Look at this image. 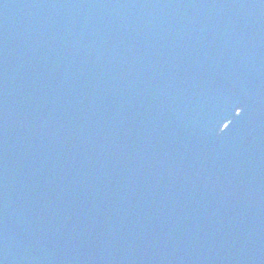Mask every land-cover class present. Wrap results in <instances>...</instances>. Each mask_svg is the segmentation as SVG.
Listing matches in <instances>:
<instances>
[{"label": "water", "instance_id": "1", "mask_svg": "<svg viewBox=\"0 0 264 264\" xmlns=\"http://www.w3.org/2000/svg\"><path fill=\"white\" fill-rule=\"evenodd\" d=\"M0 264H264V0H0Z\"/></svg>", "mask_w": 264, "mask_h": 264}]
</instances>
